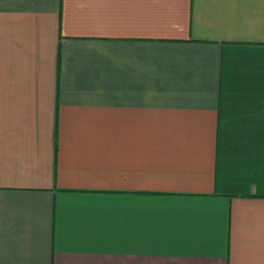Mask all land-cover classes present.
I'll list each match as a JSON object with an SVG mask.
<instances>
[{
	"label": "crops",
	"instance_id": "1",
	"mask_svg": "<svg viewBox=\"0 0 264 264\" xmlns=\"http://www.w3.org/2000/svg\"><path fill=\"white\" fill-rule=\"evenodd\" d=\"M0 264H264V0H0Z\"/></svg>",
	"mask_w": 264,
	"mask_h": 264
}]
</instances>
